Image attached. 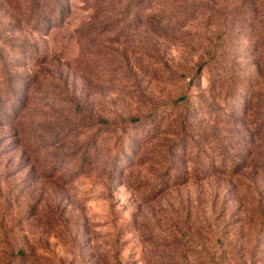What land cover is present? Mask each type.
<instances>
[{
  "label": "rangeland",
  "instance_id": "374dc122",
  "mask_svg": "<svg viewBox=\"0 0 264 264\" xmlns=\"http://www.w3.org/2000/svg\"><path fill=\"white\" fill-rule=\"evenodd\" d=\"M255 32L264 0H0V264H264Z\"/></svg>",
  "mask_w": 264,
  "mask_h": 264
},
{
  "label": "trees",
  "instance_id": "16d2710c",
  "mask_svg": "<svg viewBox=\"0 0 264 264\" xmlns=\"http://www.w3.org/2000/svg\"><path fill=\"white\" fill-rule=\"evenodd\" d=\"M65 10H66V7L63 5V6L59 9L60 14L63 15L64 12H65ZM144 12H145L144 9H143V10H139L138 15H139L140 17L144 18V15H145ZM153 17L156 18L155 15H153ZM252 34H253L254 36H256L257 34L264 35V33H257V32L252 33ZM203 68H204V67H200V68L198 69V73H200V72L203 70ZM185 100H186V99H185ZM250 105H251V104H250L249 102H247V103L245 104V106H244V111L246 112V114H248V112H249ZM262 129H264V127H263ZM235 168H237V166H235L233 169H235Z\"/></svg>",
  "mask_w": 264,
  "mask_h": 264
}]
</instances>
